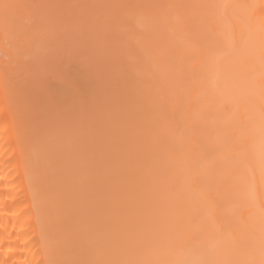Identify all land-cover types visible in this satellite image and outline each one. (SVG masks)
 Here are the masks:
<instances>
[{"label":"bare ground","instance_id":"bare-ground-1","mask_svg":"<svg viewBox=\"0 0 264 264\" xmlns=\"http://www.w3.org/2000/svg\"><path fill=\"white\" fill-rule=\"evenodd\" d=\"M0 264H264V0H3Z\"/></svg>","mask_w":264,"mask_h":264},{"label":"snow or ice","instance_id":"snow-or-ice-1","mask_svg":"<svg viewBox=\"0 0 264 264\" xmlns=\"http://www.w3.org/2000/svg\"><path fill=\"white\" fill-rule=\"evenodd\" d=\"M18 7V5L3 2L0 0V11L3 13V18L6 24L14 22V10ZM180 264H212L210 261L204 260H191V261H183Z\"/></svg>","mask_w":264,"mask_h":264}]
</instances>
